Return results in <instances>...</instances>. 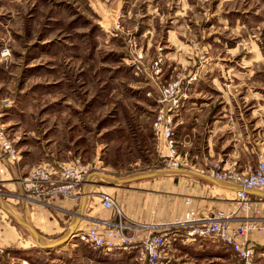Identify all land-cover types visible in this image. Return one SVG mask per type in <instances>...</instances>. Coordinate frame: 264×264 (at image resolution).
I'll return each mask as SVG.
<instances>
[{"label": "rangeland", "instance_id": "374dc122", "mask_svg": "<svg viewBox=\"0 0 264 264\" xmlns=\"http://www.w3.org/2000/svg\"><path fill=\"white\" fill-rule=\"evenodd\" d=\"M158 53L160 74L150 70ZM154 75L160 86L179 81L183 92L181 105L169 110L173 155L153 129L160 89ZM0 129L17 152L9 158L1 149L10 162H37L0 180V198L21 217L28 200L45 201L30 176L43 161L77 158L91 173L125 179L170 169L171 159L206 175L246 170L264 151V0H0ZM183 176L233 196L201 176ZM130 186L137 185L100 188L121 203ZM101 191L89 196L92 204ZM256 206L246 214L264 215ZM9 225L12 239L1 235ZM29 235L0 206V264H28ZM250 236L252 264H264V232ZM169 253V264H237L228 248L209 240ZM49 259L45 253L34 261L59 264Z\"/></svg>", "mask_w": 264, "mask_h": 264}, {"label": "built area", "instance_id": "2783aa9c", "mask_svg": "<svg viewBox=\"0 0 264 264\" xmlns=\"http://www.w3.org/2000/svg\"><path fill=\"white\" fill-rule=\"evenodd\" d=\"M129 41L139 58L137 60L141 61L140 48L136 49L134 40ZM162 61L163 54L158 53L151 59L150 70L161 73ZM158 77L159 75L153 77L156 84ZM159 88L153 129L156 135L165 138L170 155H173V110L181 105L183 92L177 80L164 82ZM170 109L173 110L169 111ZM0 147L9 158L18 159L16 150L1 129ZM178 163L181 162L171 159L166 167L177 168ZM90 169V165L82 164L78 159L57 163L43 161L33 167L30 176L33 185L40 189L39 193L45 192L49 196L58 193L71 195L91 174ZM208 175L237 185V188L232 190L237 203L235 210L227 213L215 208L203 213L187 207L181 216L173 219L141 224L129 219L110 193L101 191L98 193L100 202L104 208L111 209L113 215L107 218H92L85 229L77 232L78 238L87 245L105 252L117 249L135 250L136 259L143 264H169V251L178 244L209 240L228 248L236 257L237 264H252L254 244L250 235L252 232H264V215L257 218L249 216L245 211H255L257 204L264 211V198L250 193L252 189L264 191V151L258 153L256 163L246 170L221 168L210 171ZM184 201L188 202L189 198L185 197ZM238 210L242 212V216L233 223L232 217L236 216Z\"/></svg>", "mask_w": 264, "mask_h": 264}, {"label": "crops", "instance_id": "0c3cea01", "mask_svg": "<svg viewBox=\"0 0 264 264\" xmlns=\"http://www.w3.org/2000/svg\"><path fill=\"white\" fill-rule=\"evenodd\" d=\"M75 159L73 158L69 161ZM57 162L65 161L57 160L55 163ZM36 163L35 160L29 157L28 162L23 160V162L12 163L3 155L0 148V180L7 182L8 179L15 177L18 173L26 172ZM173 169L178 170L181 167ZM100 171L102 170L93 171V173L88 175L79 188L71 195L58 193L54 196H49L47 193L42 192L45 196V201L36 203L28 200L30 202L28 211L24 208L26 217H21L14 212L0 198V206L12 217L19 223H21L20 220L27 221L38 232V236L35 237L32 231L21 223L31 232V235L28 236V264H37L34 261L36 256L45 253L51 257L49 259L51 262L58 261L59 264H62L60 261L64 262V264H137L135 250L125 251L117 249L105 252L91 248V246L78 238L77 232L85 229L92 218H107L113 215L111 209L102 206L100 198L98 203L101 206L92 204L93 200H89L90 195L102 190L110 193L119 202L118 198L109 190L100 188V186L112 187L114 185ZM103 172L112 174L106 170ZM186 174L177 171H163L140 179L124 178L129 180L124 182L125 185L127 183L128 185L136 183L137 186H130L126 188L127 190H123L121 203L119 202L123 212L129 219L137 223L151 224L181 216L187 207L195 208L203 213H208L215 208L227 213L235 210L236 205L234 202L236 201L231 193L227 195L209 190L210 186L204 187L202 183V186L198 185L195 187V184L191 182L194 179L183 176ZM211 183L218 189L229 192L234 187H237L236 184L230 182H219L226 186ZM3 185L6 186V184ZM195 189L197 192L194 193L193 190ZM250 193L264 198V191L261 189H252ZM185 197L189 198L188 202L184 201ZM23 207H25L24 204ZM241 216L242 212L238 210L236 216L232 217V222L235 223ZM75 222L76 228L71 234L70 224ZM9 227L5 230L7 233L1 234L3 237L13 234L12 231L14 229H11L13 226L9 225ZM9 237L12 239L11 236L7 238Z\"/></svg>", "mask_w": 264, "mask_h": 264}, {"label": "water", "instance_id": "95a60500", "mask_svg": "<svg viewBox=\"0 0 264 264\" xmlns=\"http://www.w3.org/2000/svg\"><path fill=\"white\" fill-rule=\"evenodd\" d=\"M163 171H177V172H183V173H191V174H196L198 176H201L203 178H205L206 180L208 181H211L213 182L214 184L216 185H220V186H226L225 184H221L215 180L212 179V177H210L209 175H206V174H202V173H199V172H196L194 170H190V169H186V168H181V169H178V170H174V169H164V168H158V169H153V170H150V171H144V172H140L139 174H137L135 177H132L134 179H140V178H144V177H148V176H152L154 174H157L159 172H163ZM100 173L107 177L110 181V183H113V184H121V183H124L125 181H129V180H125L124 178L122 177H119V176H115V175H112V174H109V173H105L103 171H100ZM237 187H234V189H236ZM19 220V219H18ZM20 222L22 224H24L25 226H27L31 231L32 233L35 235V237L38 236V232L34 229V227L29 224L27 221L25 220H20ZM76 228V222L73 223V224H70V233L72 234L74 232Z\"/></svg>", "mask_w": 264, "mask_h": 264}, {"label": "bare ground", "instance_id": "6f19581e", "mask_svg": "<svg viewBox=\"0 0 264 264\" xmlns=\"http://www.w3.org/2000/svg\"><path fill=\"white\" fill-rule=\"evenodd\" d=\"M213 179H215V178H213ZM215 181H217V182H222V183L226 182V181L219 180V179H215Z\"/></svg>", "mask_w": 264, "mask_h": 264}]
</instances>
